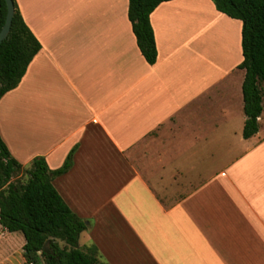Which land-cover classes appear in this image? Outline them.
<instances>
[{"label": "crops", "instance_id": "obj_1", "mask_svg": "<svg viewBox=\"0 0 264 264\" xmlns=\"http://www.w3.org/2000/svg\"><path fill=\"white\" fill-rule=\"evenodd\" d=\"M16 2L41 50L0 99V136L25 168L58 169L76 148L53 184L87 221L79 247L108 264H264V96L244 138L242 21L212 0L164 1L149 64L129 0ZM222 25L239 28V57L213 74L232 52ZM20 233L0 225V264H24Z\"/></svg>", "mask_w": 264, "mask_h": 264}, {"label": "trees", "instance_id": "obj_2", "mask_svg": "<svg viewBox=\"0 0 264 264\" xmlns=\"http://www.w3.org/2000/svg\"><path fill=\"white\" fill-rule=\"evenodd\" d=\"M169 0H129L128 16L137 45L149 64L157 61V46L151 13ZM216 9L242 21V83L244 113L243 137L259 130L264 96V0H212ZM8 36L0 45V99L16 88L28 65L41 50V43L26 24L16 0ZM7 5L0 0V31L5 23ZM72 149L63 165L51 169L45 158L35 157L25 168L10 153L0 136V225L25 238L23 256L27 264H108L99 259L97 246L79 247L87 221L75 214L53 184V179L73 165ZM20 173L26 182H15ZM48 242V244H47ZM61 242L64 245H61ZM47 244V248H44Z\"/></svg>", "mask_w": 264, "mask_h": 264}, {"label": "rangeland", "instance_id": "obj_3", "mask_svg": "<svg viewBox=\"0 0 264 264\" xmlns=\"http://www.w3.org/2000/svg\"><path fill=\"white\" fill-rule=\"evenodd\" d=\"M240 20V19H238ZM224 28H223V31H227V34L228 35H224V32H222V46H224L225 44V38H231L233 39V43L231 45L232 47V52L231 51H222L221 54L217 53L215 54L214 58H213V62H212V72L213 74H221L222 71L228 66H230V64L234 61H236L237 57H239V28L237 27H234L232 29V31H230V28L226 25H222ZM199 31V30H198ZM210 34H213V32H211ZM210 35H206L205 38H204V41L206 40L207 37H209ZM217 38H218V35H215ZM201 39V38H200ZM199 39V40H200ZM211 39V38H210ZM220 42V43H221ZM217 51L219 52V50L217 49ZM196 53V52H195ZM231 53V55H230ZM207 56V54H206ZM207 63V62H206ZM206 75H208V73H206ZM241 122V121H240ZM239 122V148H241V144H240V138H241V135H242V128H241V124ZM21 180L22 182H26L27 180V175L26 174H22L20 173L18 176H15L14 177V181L17 182ZM20 233V232H19ZM21 234V233H20ZM84 239H82V243H84L83 241ZM61 245L63 246L64 243L61 242ZM16 258V257H15ZM17 259V258H16ZM24 264H27L26 261L24 260Z\"/></svg>", "mask_w": 264, "mask_h": 264}, {"label": "water", "instance_id": "obj_4", "mask_svg": "<svg viewBox=\"0 0 264 264\" xmlns=\"http://www.w3.org/2000/svg\"><path fill=\"white\" fill-rule=\"evenodd\" d=\"M6 1V5H7V14H6V19H5V23L0 31V45L2 43V41L8 36L9 32H10V28H11V23H12V19L15 13V5L13 0H5ZM48 244V242H47ZM47 244L45 245L44 248H47Z\"/></svg>", "mask_w": 264, "mask_h": 264}]
</instances>
